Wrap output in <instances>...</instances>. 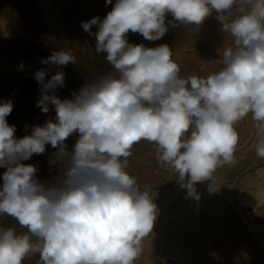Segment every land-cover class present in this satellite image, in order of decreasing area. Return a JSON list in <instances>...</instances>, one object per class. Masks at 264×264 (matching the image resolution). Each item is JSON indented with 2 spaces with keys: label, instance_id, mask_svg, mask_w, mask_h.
Returning a JSON list of instances; mask_svg holds the SVG:
<instances>
[{
  "label": "clouds",
  "instance_id": "1",
  "mask_svg": "<svg viewBox=\"0 0 264 264\" xmlns=\"http://www.w3.org/2000/svg\"><path fill=\"white\" fill-rule=\"evenodd\" d=\"M213 12L233 44L217 59L221 69L207 77H182L166 43L128 41L129 32L162 39L168 14L198 30ZM81 26L95 36V52L106 53L112 71L61 99L64 72L45 79L48 71L38 69L36 106L45 114L54 108L55 122L35 125L20 138L6 119L13 101L0 102V168L6 169L0 216L26 229L0 226V264H23L37 254L39 264H136L158 215L156 193L141 189L127 170L141 141L156 146L160 166L172 168L196 200L197 183L208 181L216 191L214 173L235 164L236 125L249 114L259 138L256 154L264 158V0H116L103 20L93 17ZM42 63L67 66L76 56L54 50ZM73 134L78 139L69 149L65 141ZM48 145L55 149L48 163L56 175L41 182L37 166L24 161Z\"/></svg>",
  "mask_w": 264,
  "mask_h": 264
},
{
  "label": "rangeland",
  "instance_id": "2",
  "mask_svg": "<svg viewBox=\"0 0 264 264\" xmlns=\"http://www.w3.org/2000/svg\"><path fill=\"white\" fill-rule=\"evenodd\" d=\"M1 2H4L7 9L8 15H5V17L9 21H7L8 23H2L3 26L2 24L0 25L2 27L0 28V49L2 51H0V58L2 57L1 59L5 61V65L3 67L0 66V102L5 101V99H10L13 101V110L17 108L14 111L12 110L6 119L10 125H15L14 123H16L15 135L18 134L16 137L20 138L30 134L32 127L35 125L40 124L42 126L48 120L55 122L56 113L54 108L50 107L49 112L45 115L36 106L40 96V86H38L39 84L32 77L38 69L47 68L48 77L46 76L45 79H50V75H54L58 70L65 72L67 75L65 76L66 86L57 89V95L60 98L65 96L61 99H72V93L78 91L84 82H89V80L91 81L113 70L109 64L107 65L105 60L106 53H101V56L96 52L92 53L91 49H89L92 40H94L93 45L95 48V36L89 35L87 32L86 34L81 26L82 22L88 21L95 16L102 17L101 20H103L112 9L109 8L99 15H90L87 10L81 9V7L76 12L75 2L67 4L69 6L63 10L62 17L66 25L68 24V37L71 36L70 34H72V37L68 43L59 41L60 43L58 45L61 46L55 51L66 48L65 50L71 51L74 55L77 53L75 56L78 59H76V64L61 66V70L55 65L43 64L41 61L42 57L47 58L51 55L55 42L51 39L50 33H48L47 20L44 15V9L41 7L42 5L37 0H1ZM51 2L53 3L52 0ZM75 17H77L76 20ZM79 21L81 24L78 23ZM169 21H173L178 26L173 27ZM166 24L169 30L162 39L155 41L156 43L153 45L150 41L142 37L145 41L142 39L141 43H145V47H156L166 43L173 51L174 58L181 66L180 74L182 77H187L193 73L207 77V75L221 69L222 64L218 63L217 59L219 56L222 57L223 51L227 47L232 46L233 38L221 30V25L216 19L215 12L205 19L198 30H195L194 26H184L179 24V22H175L171 14H168V17H166ZM14 26L22 29L21 34L16 36L13 34L12 36L11 29ZM81 31L83 34H81ZM91 31L92 33H96L98 26L94 25V28L92 26ZM131 33H128V38L132 37ZM27 36L31 38L29 39ZM76 40L77 43L74 42ZM129 43L132 44L131 41ZM64 44H68V46L66 45V47ZM21 46L24 49H21ZM33 46L35 48H32ZM82 48L83 50L81 51ZM37 54L40 55L37 56ZM21 62H23V65L25 64L23 70L19 66ZM82 63L83 65H81ZM70 66L71 68H69ZM21 70H25L24 73ZM68 72L70 73L68 74ZM93 72L95 73L93 74ZM71 73L73 75L75 74V77L72 79H70L73 76ZM3 74L7 75V77H4ZM24 74L28 77H25ZM86 75L87 77L85 78ZM9 76L12 78H8ZM76 76L78 77L77 79ZM16 80H19V82ZM1 85L5 87L3 89L4 92L2 91ZM10 86L11 88L14 87L11 89ZM236 129L239 135V143L235 152V164H227L219 167L214 173L213 186L217 189L219 188L218 190L209 191L208 181L197 183L195 188L199 194V200L188 196L187 189L181 187L180 182L177 181V173L172 168L160 166L156 157V146L154 144L141 141L134 145L132 149L133 154L129 157L127 170L130 174L137 177L141 189H147L150 192L154 191L156 193L154 202L158 209L153 233L142 242L143 255L136 261V264H264V158H260L256 154V144L259 138L251 114L238 122ZM77 136L73 134L65 141L69 149L75 144L78 139ZM46 149V153L32 157L36 162L32 158L24 161L25 164H36L35 166L38 169L40 168L37 175L41 178H39L41 182L51 180L56 175L55 169L52 171L48 170V157H50V154L55 149H52L50 145ZM44 157L47 159H44ZM0 169V175L2 177L3 171L6 170L4 168ZM0 182V185H2V179H0ZM5 216H0V226L3 225L2 227L4 228H16L18 233H24L26 231V229L22 231L24 228L19 226L14 218ZM241 237L243 238L241 239ZM169 251H175L177 253L179 257L178 261L167 260L165 258ZM23 264H39V255H30L25 259Z\"/></svg>",
  "mask_w": 264,
  "mask_h": 264
},
{
  "label": "bare ground",
  "instance_id": "3",
  "mask_svg": "<svg viewBox=\"0 0 264 264\" xmlns=\"http://www.w3.org/2000/svg\"><path fill=\"white\" fill-rule=\"evenodd\" d=\"M38 2H39V4H41L42 6V8L44 9L43 11H44V15H45V18H46V20H47V28H48V33H50V37H52L51 39L53 40V41H55L54 42V46H53V50H57V49H59L60 48V46L61 45H58V43H60L59 41H65V43H68V41L70 42V38L72 37V34H70L71 36H69L68 37V34H67V31H68V27H67V25H66V23L64 22V20H63V17H62V13H63V10L66 8V7H68L69 5H67V4H70V3H74L75 2V9H76V12L80 9V7H81V9H85V10H87L89 13H90V15H94V14H96V15H99V14H101L103 11H105V10H107V9H109V8H111L112 9V6L115 4V2H116V0H112V5H107L106 4V0H52L53 1V3L51 2V0H37ZM80 14H81V12H80ZM5 15H8V12H7V9H6V7H5V5H4V2H1V0H0V25L2 24V23H5V22H7V21H9L6 17H5ZM43 15V14H42ZM72 15V14H71ZM44 17V16H43ZM70 17H72V16H70ZM87 17V16H86ZM95 17H97V16H95ZM168 17V16H167ZM76 18L77 17H75V20H76ZM64 19H65V17H64ZM100 19H102V17L100 18ZM66 21V20H65ZM73 21V20H72ZM71 22V21H70ZM8 23V22H7ZM73 23V22H72ZM78 23H80V21L78 22ZM10 24V23H9ZM75 24V23H74ZM81 24V23H80ZM13 25V24H12ZM2 26H3V24H2ZM75 26V25H74ZM14 27H16V26H14ZM13 27V28H14ZM22 27V26H21ZM0 28H2L1 26H0ZM7 28H8V26H7ZM11 29V31H12V36H13V34L16 36V35H19V34H21V32H22V29H18L17 27L16 28H14V29ZM78 28V27H77ZM93 28H94V25H93ZM76 30V29H75ZM74 30V31H75ZM79 30V29H78ZM81 30V29H80ZM10 31V32H11ZM84 31V30H83ZM78 32V31H77ZM80 33V32H79ZM86 33V32H85ZM81 34H83V32L81 31ZM87 34V33H86ZM9 35V34H8ZM130 35V34H129ZM131 35H132V37H130V38H128V40L129 41H131L132 42V44H141V40L143 39L142 38V36L139 34V33H131ZM88 36V35H87ZM10 37V36H9ZM8 37V38H9ZM28 37V36H27ZM81 37V36H80ZM89 37V36H88ZM91 37H93V36H91ZM13 38V37H12ZM11 38V39H12ZM29 38V37H28ZM31 38V37H30ZM29 38V39H30ZM43 38V37H42ZM78 38V37H77ZM1 39V38H0ZM27 39V38H26ZM32 39H34V38H32ZM41 39V38H40ZM44 39V38H43ZM46 39V38H45ZM82 39V38H81ZM80 39V40H81ZM132 39V40H131ZM7 40V39H6ZM9 40V39H8ZM28 40V39H27ZM35 40V39H34ZM42 40V39H41ZM72 40V39H71ZM75 40V39H74ZM5 41V40H4ZM14 41V40H13ZM93 41L94 40H92V43H91V40H90V43H91V47L89 48V49H91V51H92V53H95V48H94V45H93ZM143 41H145L144 39H143ZM6 42V41H5ZM12 42V41H11ZM25 42V41H24ZM28 42H29V40H28ZM32 42V41H31ZM43 42V41H42ZM51 42V41H50ZM72 42V41H71ZM75 43H77V40L76 41H74ZM21 43V42H20ZM26 43V42H25ZM47 43V42H46ZM53 43V42H52ZM150 43L151 44H153L154 45V43H156L155 41H150ZM24 44V43H23ZM79 44V43H78ZM81 44V43H80ZM145 44V43H144ZM16 45V44H15ZM18 45V44H17ZM44 45V44H43ZM62 45H63V43H62ZM65 46L67 45L68 46V44H64ZM69 45H71V44H69ZM82 45H84V44H82ZM14 46V45H13ZM12 46V47H13ZM28 46H30V45H28ZM35 46V45H34ZM32 47V48H35V47ZM38 46H40V45H38ZM51 46V45H50ZM64 46V47H65ZM66 46V47H67ZM73 46V45H72ZM88 46V45H87ZM87 46H86V48H87ZM3 47V46H2ZM10 47V46H9ZM23 46H21V49H24V48H22ZM41 47V46H40ZM39 47V48H40ZM83 47H85V46H83ZM5 48V47H4ZM14 48V47H13ZM12 48V49H13ZM16 48V47H15ZM42 48H44V47H42ZM41 48V49H42ZM52 48V47H51ZM73 48H75V47H73ZM10 49V48H9ZM38 49V48H37ZM45 49V48H44ZM66 49V48H65ZM4 50V49H3ZM52 50V51H53ZM61 50V49H60ZM73 50V49H72ZM83 50V48L81 49V51ZM0 51H1V49H0ZM13 51V50H12ZM15 51V50H14ZM17 51V50H16ZM20 51V50H19ZM26 51V50H25ZM30 51V50H29ZM43 51V50H42ZM79 51H80V49H79ZM88 51V50H87ZM2 52V51H1ZM9 52V51H8ZM22 52V51H21ZM30 52H32V51H30ZM34 52V51H33ZM40 52V51H39ZM74 52V51H73ZM89 52H90V50H89ZM15 53V52H14ZM17 53V52H16ZM24 53V52H23ZM37 53V52H36ZM42 53V52H41ZM52 53V52H51ZM13 54V53H12ZM28 54V53H27ZM77 54V53H76ZM75 54V55H76ZM103 54V53H102ZM1 55H3L2 53H1ZM5 55V54H4ZM14 55V54H13ZM22 55V54H21ZM20 55V56H21ZM40 55V54H39ZM38 54H37V56H39ZM42 55V54H41ZM47 55V54H46ZM101 55V54H100ZM26 56V55H25ZM87 56V55H86ZM95 56V55H94ZM102 56V55H101ZM104 56V55H103ZM11 57V56H10ZM80 57V56H79ZM2 58V57H1ZM0 58V66L1 67H3L4 65H5V61L3 60V59H1ZM17 58V57H16ZM28 58V57H27ZM33 58V57H32ZM43 58V57H42ZM45 58V57H44ZM85 58V57H84ZM89 58H90V56H89ZM88 58V59H89ZM6 59V58H5ZM9 59V58H8ZM76 59H78V58H76ZM28 61H29V59H27ZM33 60V59H32ZM35 60V59H34ZM38 60V59H37ZM96 60H98V58H96ZM14 61V60H13ZM42 61V60H41ZM83 61V60H82ZM88 61V60H87ZM93 61V60H92ZM91 61V62H92ZM11 62V61H10ZM17 62V61H16ZM19 62V61H18ZM26 62V61H25ZM33 62V61H32ZM37 62V61H36ZM84 62H86L85 60H84ZM96 62V61H95ZM102 62V61H101ZM104 62V61H103ZM107 62V61H106ZM6 63H8V62H6ZM34 63V62H33ZM32 63V64H33ZM89 63V62H88ZM98 63V62H97ZM96 63V64H97ZM18 64V63H17ZM30 64V63H29ZM78 64H79V62H78ZM87 64V63H86ZM90 64V63H89ZM101 64V63H100ZM100 64H99V66H100ZM16 65V64H15ZM25 65V64H24ZM81 65H83V63L81 64ZM101 65H103V64H101ZM105 65V64H104ZM107 65H108V63H107ZM8 66V65H7ZM20 66V65H19ZM18 66V67H19ZM26 66H27V64H26ZM41 66V65H40ZM68 66V65H67ZM72 66V65H71ZM71 66L69 67V68H71ZM89 66V65H88ZM92 66V65H91ZM95 66V65H94ZM110 66V65H109ZM10 67V66H9ZM33 67V66H32ZM36 67H37V65H36ZM48 67V66H47ZM51 67V66H50ZM16 68V67H15ZM14 68V69H15ZM25 68V67H24ZM23 68V69H24ZM40 68V67H39ZM55 68V67H54ZM60 68V67H59ZM63 68H65V67H63ZM73 68V67H72ZM74 68H75V66H74ZM73 68V69H74ZM86 68H87V66H86ZM5 69V68H4ZM22 69V70H23ZM37 69V68H36ZM35 69V70H36ZM43 69V68H42ZM45 69H47V68H45ZM61 69V68H60ZM68 69V68H67ZM73 69H72V71H73ZM77 69H80V68H77ZM77 69H76V71H77ZM94 69V68H93ZM108 69V68H107ZM7 70V69H6ZM19 70V69H18ZM21 70V71H22ZM54 70V69H53ZM62 70V69H61ZM85 70H88V69H85ZM96 70H97V68H96ZM4 71V70H3ZM13 71V70H12ZM25 71V70H24ZM24 71H22L23 73H24ZM26 71H27V69H26ZM33 71V70H32ZM59 71V70H58ZM66 71V70H65ZM90 71V70H89ZM109 71V70H108ZM111 71V70H110ZM14 72H16L15 70H14ZM34 72V71H33ZM67 72V71H66ZM91 72V71H90ZM1 73V72H0ZM18 73V72H17ZM35 73V72H34ZM70 72H68V74H69ZM75 73V72H74ZM81 73V72H80ZM92 73V72H91ZM95 72H93V74H94ZM20 74V73H19ZM18 74V75H19ZM32 74V73H31ZM50 74H51V72H50ZM64 74H65V72H64ZM72 74V73H71ZM78 74V73H77ZM76 74V75H77ZM11 76H12V74H10ZM14 75V74H13ZM21 75V74H20ZM33 75V74H32ZM73 75V74H72ZM75 75V74H74ZM72 76L70 79H72V78H74L75 76ZM82 75V74H81ZM3 76L4 77H7V75H4L3 74ZM11 76H9L8 78H10ZM24 76H25V74H24ZM27 76V75H26ZM25 76V77H26ZM51 76V75H50ZM65 76H67L66 74H65ZM15 77V76H14ZM17 77V76H16ZM28 77V76H27ZM29 77H30V75H29ZM48 77V76H47ZM70 77V76H69ZM81 77V76H80ZM87 77V75L85 76V78ZM89 77V76H88ZM12 78V77H11ZM10 78V79H11ZM19 78V77H18ZM17 78V79H18ZM23 78V77H22ZM78 77L76 76V79H77ZM82 78V77H81ZM84 78V79H85ZM9 79V80H10ZM16 79V78H15ZM14 79V80H15ZM32 79H33V77H32ZM47 79V78H46ZM70 79H67V80H70ZM8 80V79H7ZM83 80V79H82ZM89 80V79H88ZM3 81V80H2ZM12 81V80H11ZM17 81V80H16ZM21 81V80H20ZM24 81V80H23ZM28 81V80H27ZM26 81V82H27ZM71 81V80H70ZM87 81V80H86ZM90 81V80H89ZM8 82V81H7ZM15 82V81H14ZM17 82H19V80L17 81ZM26 82H25V84H26ZM37 82V81H36ZM67 82V81H66ZM74 83V82H73ZM78 83V82H77ZM83 83V82H82ZM85 83V82H84ZM83 83V84H84ZM8 84V83H7ZM14 84V83H13ZM17 84V83H16ZM24 84V83H23ZM22 84V85H23ZM66 84H68V83H66ZM74 84H76V83H74ZM3 85H4V83H3ZM9 85V84H8ZM31 85L33 86V84L31 83ZM7 86V85H6ZM12 86V85H11ZM11 86H10V88H11ZM17 86V85H16ZM35 86V85H34ZM39 86V85H38ZM14 87V86H13ZM12 87V88H13ZM77 87V86H76ZM1 88H2V91H3V89H5V87H2V85H1ZM11 88V89H12ZM22 88V87H21ZM73 88H74V86H73ZM78 88V87H77ZM80 88V87H79ZM10 89V90H11ZM26 89V88H25ZM33 89H35V88H33ZM75 89V88H74ZM14 90H15V88H14ZM36 90V89H35ZM4 92V91H3ZM8 92V91H7ZM6 92V93H7ZM5 93V94H6ZM17 93H19L18 91H17ZM33 93V92H32ZM36 93H37V91H36ZM8 95H9V93H7ZM3 95V94H2ZM32 96V95H31ZM2 97V96H1ZM20 97V96H19ZM63 98L65 97V96H62ZM61 97V98H62ZM9 98V97H8ZM11 98V97H10ZM14 98V97H13ZM28 98V97H27ZM18 99V98H17ZM6 100V99H5ZM19 100H20V98H19ZM25 100V99H24ZM20 102V101H19ZM31 102V101H30ZM16 103V102H15ZM26 103V102H25ZM17 105H18V103H17ZM16 106V105H15ZM29 106V105H28ZM15 109H17V108H14V110ZM38 109H39V107H38ZM13 110V111H14ZM19 110V109H18ZM35 110V109H34ZM40 110V109H39ZM20 111V110H19ZM16 112H17V110H16ZM39 112V111H38ZM51 113V112H50ZM53 113V112H52ZM51 113V114H52ZM23 114V113H22ZM40 114V113H39ZM54 114V113H53ZM15 115H17V114H15ZM41 115V114H40ZM44 115V114H43ZM46 115V114H45ZM28 116V115H27ZM41 117V116H40ZM39 117V118H40ZM44 117V116H43ZM50 117V116H49ZM52 118V117H51ZM22 119V118H21ZM31 119V118H30ZM45 119H46V117H45ZM16 121H17V119H16ZM34 121V120H33ZM40 121V120H39ZM25 122V121H24ZM41 122V121H40ZM44 122V121H43ZM45 123V122H44ZM10 124V123H9ZM15 125H16V123H14ZM19 124V123H18ZM40 125V124H39ZM19 127V126H18ZM25 133V132H24ZM15 134H16V132H15ZM22 134V133H21ZM26 134V133H25ZM18 135V134H17ZM17 135H15V136H17ZM23 136V135H22ZM78 137V136H77ZM18 138V137H17ZM74 139V138H73ZM47 150V149H46ZM51 150V149H50ZM49 152V151H48ZM47 152V153H48ZM46 153V152H45ZM49 155V154H48ZM34 156V155H33ZM38 156V155H37ZM44 156V155H43ZM46 157H47V154H46ZM46 157H44V159L46 158ZM39 158V157H38ZM43 158V157H42ZM41 158V159H42ZM49 158V157H48ZM47 159V158H46ZM32 160H33V158H32ZM34 161V160H33ZM40 161V160H39ZM47 161V160H46ZM32 162V161H31ZM34 162H36V161H34ZM49 162V161H48ZM43 163V162H42ZM44 163H46V162H44ZM32 164V163H31ZM36 165V164H35ZM40 167H41V165H39ZM40 169V168H39ZM1 170V169H0ZM6 170V169H5ZM49 170V169H48ZM3 173H4V171H3ZM2 173V174H3ZM45 173V172H44ZM261 173V172H260ZM39 174H41V173H39ZM42 177H44L43 175H41ZM0 177H1V175H0ZM40 178V177H39ZM41 179V178H40ZM1 183V182H0ZM255 202V201H254ZM5 216V215H4ZM6 217V216H5ZM4 220V219H3ZM15 220V219H14ZM7 222V221H6ZM15 222H16V220H15ZM9 223V222H8ZM5 224V223H4ZM13 224H14V222H13ZM18 224V223H17ZM1 225V224H0ZM3 226V225H2ZM10 226H11V223H10ZM18 226V225H17ZM16 227V226H15ZM21 228V227H20ZM16 229V228H15ZM17 230V229H16ZM20 231H21V229H19ZM25 229H23L22 231H24ZM257 230V229H256ZM259 231H261V230H259ZM17 232H18V230H17ZM241 233V232H240ZM260 233V232H259ZM258 235V234H257ZM262 235V234H261ZM242 236V235H241ZM248 237V236H247ZM243 237H241V239H242ZM245 238V237H244ZM263 238V237H262ZM260 239V238H259ZM264 242V241H263ZM262 243V242H261ZM263 244V243H262ZM250 245V244H249ZM252 245V244H251ZM252 250V249H251ZM255 250V249H254ZM256 252V251H255ZM252 253H254V252H252ZM168 255V254H167ZM258 257V256H257ZM259 259V258H258ZM263 259V258H262ZM25 261V260H24ZM254 261H255V259H254ZM26 263H27V260H26ZM255 263H256V261H255ZM257 264V263H256Z\"/></svg>",
  "mask_w": 264,
  "mask_h": 264
},
{
  "label": "built area",
  "instance_id": "4",
  "mask_svg": "<svg viewBox=\"0 0 264 264\" xmlns=\"http://www.w3.org/2000/svg\"><path fill=\"white\" fill-rule=\"evenodd\" d=\"M165 258H167V260H173V261H178V255H177V253L174 251H169L168 252V255L165 257Z\"/></svg>",
  "mask_w": 264,
  "mask_h": 264
}]
</instances>
